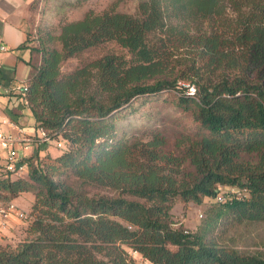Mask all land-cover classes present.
<instances>
[{
  "label": "trees",
  "instance_id": "1",
  "mask_svg": "<svg viewBox=\"0 0 264 264\" xmlns=\"http://www.w3.org/2000/svg\"><path fill=\"white\" fill-rule=\"evenodd\" d=\"M34 40L26 105L68 146L49 161L32 155L27 177H0L7 200L34 190L37 211L32 238L0 264H135L130 250L154 264H264L211 235L223 217L264 221V0H139L136 14L89 11ZM109 41L130 57L107 53L62 72L68 58ZM170 44L200 49L172 65ZM179 64L185 88L168 78ZM168 88L194 123L173 147L164 132H119L134 100ZM67 172L114 193L74 188ZM220 185L247 194L215 201L206 232L175 226V201L201 203Z\"/></svg>",
  "mask_w": 264,
  "mask_h": 264
},
{
  "label": "rangeland",
  "instance_id": "2",
  "mask_svg": "<svg viewBox=\"0 0 264 264\" xmlns=\"http://www.w3.org/2000/svg\"><path fill=\"white\" fill-rule=\"evenodd\" d=\"M138 3L139 0H34L30 4V14L27 18L30 43L35 44L34 39H36L40 30H59L63 22L81 19L89 11L101 13L109 9H115L136 14ZM170 47L173 53L172 65L185 59L194 58L198 55L200 49L193 50L192 47L176 49L171 44ZM107 53L130 57L127 49L121 47L115 41L104 42L65 60L62 64V72H71L75 68ZM179 68H181V64L177 66L175 73L168 76V78L177 79L179 88L188 87L189 82L178 74ZM189 90L191 91L190 87ZM178 94L177 88H168L158 94L137 98L131 108L126 110L127 115L120 120L119 132L126 134L128 137H148L150 133L155 131L164 132L169 136L170 147H173L183 131L187 132L194 127L191 115L175 104ZM64 145L68 146L67 143ZM39 150L36 148L33 153ZM65 150V147H59L52 143L44 148L42 157L49 161L61 155ZM27 175L24 174L19 177H27ZM61 179L74 188L87 191L90 195H111L114 193L108 188L85 183L70 172L61 175ZM230 187L229 185H220L219 189L223 191ZM7 195L5 191L1 190L0 200H7ZM13 199L35 218L37 211L33 210V204L36 200L34 190L21 192ZM218 207L219 204L215 202L214 198L208 196L201 203L183 202L179 199L175 201L172 208L175 226H183L193 232H206L208 222L214 217ZM30 224L31 222L27 220L18 222L6 232V235L0 239V256L15 250L21 243L32 238L29 231ZM211 235L244 253L259 254L264 257V221L232 224L223 217L217 223V226L213 228ZM130 255L135 264H154L136 251L130 250Z\"/></svg>",
  "mask_w": 264,
  "mask_h": 264
},
{
  "label": "crops",
  "instance_id": "3",
  "mask_svg": "<svg viewBox=\"0 0 264 264\" xmlns=\"http://www.w3.org/2000/svg\"><path fill=\"white\" fill-rule=\"evenodd\" d=\"M32 1L0 0V121L11 120L27 131L33 130L36 120L12 87L26 83L31 73L27 63L32 55L31 43L25 41ZM2 46L7 49L2 50Z\"/></svg>",
  "mask_w": 264,
  "mask_h": 264
},
{
  "label": "built area",
  "instance_id": "4",
  "mask_svg": "<svg viewBox=\"0 0 264 264\" xmlns=\"http://www.w3.org/2000/svg\"><path fill=\"white\" fill-rule=\"evenodd\" d=\"M6 50V46L1 47ZM194 91V87H190ZM19 99L27 104V85L20 84L12 87ZM4 125H8L6 128ZM55 143L59 147H66V142L61 137H54L43 126L35 124L33 130L25 128L11 120L0 121V177L16 178L27 174L32 162V155L41 154L46 146ZM40 149L36 153L34 149ZM247 194L246 188L231 186L227 190H219L214 200L222 203L232 197L241 198ZM32 214L12 200H0V239L15 224L22 221H29Z\"/></svg>",
  "mask_w": 264,
  "mask_h": 264
}]
</instances>
